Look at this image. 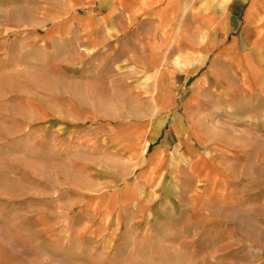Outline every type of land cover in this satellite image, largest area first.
I'll return each instance as SVG.
<instances>
[{"label": "crops", "instance_id": "crops-1", "mask_svg": "<svg viewBox=\"0 0 264 264\" xmlns=\"http://www.w3.org/2000/svg\"><path fill=\"white\" fill-rule=\"evenodd\" d=\"M9 3L0 0V14L15 12L18 2ZM49 8L55 17L42 23L0 22V141L17 138L19 125L32 139L40 123L43 140L59 143L60 130L73 124L75 148L67 154L87 150L106 161L90 160L75 172L88 176L63 183L27 172L25 212L11 233L25 261L12 264H34L35 257L37 264H115L118 253L143 252L145 237L161 235L145 225L156 205L146 191L162 196L150 185L160 181L171 149L169 189L185 213L174 221L194 237L195 222L211 211L208 192L219 194L241 173L237 152L223 142L242 132V120L264 127V0H57ZM34 66L58 84L35 92ZM162 86L174 97L166 109L158 100ZM88 121L96 124L83 139L77 127ZM221 125L233 129L226 134ZM133 159L144 169L129 182L115 186L96 176L132 173ZM178 191L188 201L180 202ZM136 237L138 245L129 246Z\"/></svg>", "mask_w": 264, "mask_h": 264}, {"label": "rangeland", "instance_id": "rangeland-1", "mask_svg": "<svg viewBox=\"0 0 264 264\" xmlns=\"http://www.w3.org/2000/svg\"><path fill=\"white\" fill-rule=\"evenodd\" d=\"M2 1L3 5L9 7L10 0ZM11 1L18 2L17 8H14L15 12L10 13L7 7V10L0 14V22L3 25H11L14 22L22 25L26 17H31L35 24L42 23L48 17H55L49 14L47 9H50V3L57 0ZM37 31L43 33L44 29H37ZM47 75L45 76L40 67L34 66L32 85L35 92L41 91L44 86L55 87L58 84L57 79ZM20 81L25 88V80L19 79V85ZM182 96L177 95L179 102ZM158 100L162 109L169 108L173 104L174 97L168 87L160 88ZM18 101L25 102L24 97L21 100L19 96ZM114 112L121 113L120 110ZM130 112L133 113V111ZM171 112H180V110L173 109ZM167 116L170 114L168 113ZM35 124L32 139L26 137L25 126L19 125L17 138H2L0 141V264H12L17 257L23 259V263L25 261L24 254L17 255L15 252L11 233L13 225L16 224V215L25 212L26 188L27 184H31V175L27 173L29 170L35 171L34 179L44 178L50 183H63L75 177L88 176L75 172L90 164V160L97 161V164H104L103 162L106 161L100 157L91 159L87 150H85L87 156L73 157L72 154H67L69 150L75 148L74 142H69L73 138V133L69 131L73 124L60 130L59 134L62 135L63 140L59 143L56 140L50 142L43 140L41 125L40 123ZM93 124L96 122L88 121L77 127L79 129L81 127L83 139L89 138L90 127ZM52 128L56 133L58 132V128L51 126ZM241 128L242 132L235 136L231 134L234 141L223 142L229 146V149L237 152L234 159L241 161V173L235 183L227 184L224 189L219 190V194L208 192L211 195L208 198L211 211L208 217L205 219L200 217L199 221L195 222V227L199 230L195 236H187L188 232L185 227H180L178 222L174 221L184 218L185 213L181 211L178 200L173 204L176 192L169 189L171 187L169 180L175 176L169 173V169L173 171L176 165L173 161L175 150L171 149L172 154L162 161L161 174L157 175L160 181L156 185H153L154 183L150 185L151 187L156 186L155 188L161 187L162 196H155V189L146 191L147 194L151 193L156 205L151 207L145 225L149 228L148 233L157 234L159 232L161 235L145 237L144 244L140 243V246L142 244L144 247L143 252L132 253L131 248L129 252L114 255L115 264L117 262L121 264H264V252L263 254L259 253L260 251L255 253L253 249L257 246L264 250V127L246 126L242 120ZM219 129L228 134L227 129L233 128L221 125ZM181 131H183L182 126L177 128L178 133ZM255 134L257 135L256 140ZM88 144L82 143L80 148L87 149ZM103 144L107 143H101ZM59 151H61L60 155ZM145 157L147 158L148 155L146 154ZM141 161L142 159L140 161L133 159L129 162L132 166V173L129 174L125 172L99 173L96 176L104 179L103 181L114 179L115 184L112 185L115 186L129 182L137 178L138 172L144 169L138 166ZM178 195H180V202L188 201L182 191H178ZM173 212H177V217L172 215ZM171 225L179 227L171 230ZM138 241L141 239L137 237L131 239L129 246L138 245ZM37 259L35 257L34 264H37Z\"/></svg>", "mask_w": 264, "mask_h": 264}]
</instances>
